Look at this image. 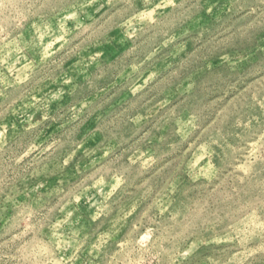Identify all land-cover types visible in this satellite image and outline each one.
I'll return each mask as SVG.
<instances>
[{"label": "rangeland", "instance_id": "rangeland-1", "mask_svg": "<svg viewBox=\"0 0 264 264\" xmlns=\"http://www.w3.org/2000/svg\"><path fill=\"white\" fill-rule=\"evenodd\" d=\"M0 264H264V0H0Z\"/></svg>", "mask_w": 264, "mask_h": 264}]
</instances>
